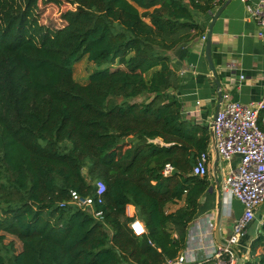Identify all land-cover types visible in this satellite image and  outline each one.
Here are the masks:
<instances>
[{
    "label": "trees",
    "instance_id": "16d2710c",
    "mask_svg": "<svg viewBox=\"0 0 264 264\" xmlns=\"http://www.w3.org/2000/svg\"><path fill=\"white\" fill-rule=\"evenodd\" d=\"M220 2L0 0V264H164L185 249L211 133L184 116L171 51L203 35L197 14ZM85 56L99 68L84 84ZM99 180L103 219L71 199ZM6 234L21 251H2ZM259 248L264 225L243 264H264Z\"/></svg>",
    "mask_w": 264,
    "mask_h": 264
},
{
    "label": "crops",
    "instance_id": "0c3cea01",
    "mask_svg": "<svg viewBox=\"0 0 264 264\" xmlns=\"http://www.w3.org/2000/svg\"><path fill=\"white\" fill-rule=\"evenodd\" d=\"M226 1L221 0L212 13L197 14L206 38L213 15ZM259 3L260 0H230L213 26L212 54L222 84V99L206 59V40L202 39L203 35L171 51L180 76V85L173 92L182 103L184 116L193 123L206 126L210 131L219 105L221 109L231 100L248 104L263 96L264 46L257 36L260 24L247 9V4L257 7ZM192 51L201 55L196 67L188 64ZM240 75H245V79H240ZM197 101H201V104L197 105ZM207 150L210 151V172L207 175L209 186L200 199L197 215L189 225L187 246L181 251L192 260V264H210L209 256L223 245L222 241L228 242L236 220L244 211L241 201L226 195L222 190L231 170L240 164V155L235 154L230 160H225L219 154L220 171L216 176V150L212 135ZM181 204L182 202L179 205ZM179 205H169L168 211ZM127 214L137 216L136 207L129 204ZM263 218L264 202L257 208L255 218L248 225L247 232L237 247L244 261L250 258V245L261 232L263 225L260 222Z\"/></svg>",
    "mask_w": 264,
    "mask_h": 264
},
{
    "label": "built area",
    "instance_id": "2783aa9c",
    "mask_svg": "<svg viewBox=\"0 0 264 264\" xmlns=\"http://www.w3.org/2000/svg\"><path fill=\"white\" fill-rule=\"evenodd\" d=\"M248 1V0H245ZM247 9L257 18L260 27L257 36L264 46V0H260L257 7L247 4ZM206 40V35L202 36ZM184 71L181 72L183 74ZM245 79V75H240ZM201 101H197L200 105ZM214 131L217 139V148L220 156L230 160L233 155H240V164L232 169L228 178L222 185L226 195L233 196L244 205L242 215L236 220L233 232L226 245L219 246L209 256L210 264H236L237 250L241 239L247 232L248 225L255 218L257 208L264 202V92L263 96L251 103L228 101L218 112L214 120ZM174 167L167 163L163 174H172ZM210 172V151L201 152L193 166V174L204 177ZM96 194L83 197L77 191H71V199L78 206L94 212L103 219L102 210H94L95 203L103 204L105 201L106 184L97 181ZM264 225V218L260 222ZM133 232L140 236L147 232L144 222L135 218L130 224ZM142 231H137V228ZM164 264H192V260L180 252L174 258H168Z\"/></svg>",
    "mask_w": 264,
    "mask_h": 264
},
{
    "label": "water",
    "instance_id": "95a60500",
    "mask_svg": "<svg viewBox=\"0 0 264 264\" xmlns=\"http://www.w3.org/2000/svg\"><path fill=\"white\" fill-rule=\"evenodd\" d=\"M230 2V0H227L226 3L213 15V18L210 22L209 28H208V33H207V38H206V44H205V54H206V59L207 62L209 64L210 70L213 74L214 80L217 84V87L219 89V97L220 99L223 98V89H222V84L220 82V79L218 77V73L217 70L215 68L214 65V61H213V54H212V33H213V26L215 24L216 19L218 18V16L222 13V11L224 10V8L227 6V4ZM200 53L197 51H192L188 57V64L192 67H196L198 64V61L200 59ZM220 105L217 107L216 113H215V117L214 120L216 118V116L218 115V112L220 110ZM211 135H212V141H213V145L215 147L216 150V160L214 162V170H215V175L217 176L218 172L220 171V169L218 168V162H219V151L217 148V139L215 136V131H214V121L212 123V127H211ZM221 244L226 245L225 242H221ZM236 255H237V263L236 264H243L244 260L243 257L240 255L239 251L234 249Z\"/></svg>",
    "mask_w": 264,
    "mask_h": 264
},
{
    "label": "rangeland",
    "instance_id": "374dc122",
    "mask_svg": "<svg viewBox=\"0 0 264 264\" xmlns=\"http://www.w3.org/2000/svg\"><path fill=\"white\" fill-rule=\"evenodd\" d=\"M98 68L99 66L96 63L90 61L89 58L85 56L83 59H81L79 62H77L74 65V77L80 83L85 84L89 80V74ZM11 243H14L17 252L21 251L22 244L19 241V239L14 235L6 234L4 245L2 246V251L4 253L12 252V251H6V247L11 245ZM262 252H264L263 248H259L258 253H262Z\"/></svg>",
    "mask_w": 264,
    "mask_h": 264
},
{
    "label": "clouds",
    "instance_id": "9594fccd",
    "mask_svg": "<svg viewBox=\"0 0 264 264\" xmlns=\"http://www.w3.org/2000/svg\"><path fill=\"white\" fill-rule=\"evenodd\" d=\"M137 231H138V232H139V231H142V229L138 227V228H137Z\"/></svg>",
    "mask_w": 264,
    "mask_h": 264
}]
</instances>
